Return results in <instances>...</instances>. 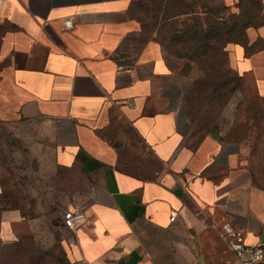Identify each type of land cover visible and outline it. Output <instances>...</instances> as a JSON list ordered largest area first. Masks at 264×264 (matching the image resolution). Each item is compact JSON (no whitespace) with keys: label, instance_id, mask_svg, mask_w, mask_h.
Wrapping results in <instances>:
<instances>
[{"label":"crops","instance_id":"1","mask_svg":"<svg viewBox=\"0 0 264 264\" xmlns=\"http://www.w3.org/2000/svg\"><path fill=\"white\" fill-rule=\"evenodd\" d=\"M138 1L0 0V137L25 140L34 171L62 173L45 217L67 232L71 264H221L232 255L196 212L246 221L247 244L261 243L264 189L224 133L191 122L196 67L149 36ZM247 35L262 46L235 44L231 64L264 96V24ZM2 168L0 158V199ZM68 209L85 216L66 226ZM33 220L0 201V245Z\"/></svg>","mask_w":264,"mask_h":264},{"label":"rangeland","instance_id":"2","mask_svg":"<svg viewBox=\"0 0 264 264\" xmlns=\"http://www.w3.org/2000/svg\"><path fill=\"white\" fill-rule=\"evenodd\" d=\"M138 7L145 13L142 22L149 36L165 52L196 67L197 77L186 98L191 122L198 130L224 133L239 149L252 185L264 189V96L257 93L249 77L237 73L230 60L232 47L246 42L249 28L264 24L263 0H139ZM173 14L179 15L167 19ZM8 143L5 136L0 137L2 175L7 184L0 201L21 207L34 220L30 231L0 245V264H71L62 241L67 232L45 217L53 206L51 191L65 189L62 173L58 177L34 171L25 140L15 142L17 149ZM75 179L78 183L80 178ZM81 180V186L95 182L93 176ZM73 181L71 177L70 185ZM81 199L87 202L84 195ZM209 216L200 211L199 217L216 231L220 220L230 221L222 214ZM240 228L246 243L256 235L246 221ZM233 261L229 256L221 264ZM197 264H205L204 258Z\"/></svg>","mask_w":264,"mask_h":264},{"label":"built area","instance_id":"3","mask_svg":"<svg viewBox=\"0 0 264 264\" xmlns=\"http://www.w3.org/2000/svg\"><path fill=\"white\" fill-rule=\"evenodd\" d=\"M65 25L67 28L73 27L71 17L65 20ZM196 214L200 215V211H197ZM84 216L85 214L83 212H75L72 209L65 210L63 212L64 224L71 227L77 219L83 218ZM177 216L178 214L174 213L171 216V221H175ZM218 224V233L234 259L229 264H264V242L255 245L247 244L245 242L244 232L239 226L234 225L231 221L222 220Z\"/></svg>","mask_w":264,"mask_h":264},{"label":"trees","instance_id":"4","mask_svg":"<svg viewBox=\"0 0 264 264\" xmlns=\"http://www.w3.org/2000/svg\"><path fill=\"white\" fill-rule=\"evenodd\" d=\"M139 2V1H138ZM138 2H137V4H136V7H135V14H136V16H137V18L141 21V23H142V25H143V22H142V20L143 19H145V13H143V12H140L139 11V9L138 8H140V7H138ZM227 6H229V5H227ZM166 11L164 10V13H165ZM179 14H173V15H170L167 19H173V18H176L177 16H178ZM263 25V24H262ZM251 27H254V26H251ZM143 28H144V26H143ZM145 29V28H144ZM238 44V43H237ZM240 44H243V45H245V47H246V51L247 52H251V51H253V50H255L256 48H259V47H261L262 46V42L261 41H257L254 45H252V46H249L248 45V41L246 40V42H244V43H240ZM238 73V72H237ZM239 74V73H238ZM240 75V74H239ZM240 76H242V75H240Z\"/></svg>","mask_w":264,"mask_h":264},{"label":"water","instance_id":"5","mask_svg":"<svg viewBox=\"0 0 264 264\" xmlns=\"http://www.w3.org/2000/svg\"><path fill=\"white\" fill-rule=\"evenodd\" d=\"M132 210H133V208H132ZM129 216H131V214H132V211L130 210V211H128V213H127ZM261 240H262V242H264V229H263V232H262V236H261Z\"/></svg>","mask_w":264,"mask_h":264}]
</instances>
